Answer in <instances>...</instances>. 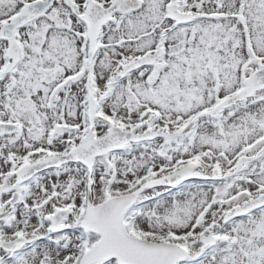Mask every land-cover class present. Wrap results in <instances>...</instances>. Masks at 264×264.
Segmentation results:
<instances>
[{
  "label": "snow or ice",
  "instance_id": "6c2138e0",
  "mask_svg": "<svg viewBox=\"0 0 264 264\" xmlns=\"http://www.w3.org/2000/svg\"><path fill=\"white\" fill-rule=\"evenodd\" d=\"M0 264H264V0H0Z\"/></svg>",
  "mask_w": 264,
  "mask_h": 264
}]
</instances>
